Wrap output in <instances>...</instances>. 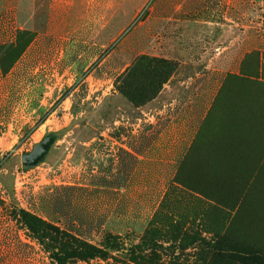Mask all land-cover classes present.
<instances>
[{"label":"rangeland","instance_id":"rangeland-1","mask_svg":"<svg viewBox=\"0 0 264 264\" xmlns=\"http://www.w3.org/2000/svg\"><path fill=\"white\" fill-rule=\"evenodd\" d=\"M16 28L35 37L0 73V264H57L20 209L107 251L65 264H264V0H0V43ZM143 54L176 68L136 106L118 79Z\"/></svg>","mask_w":264,"mask_h":264},{"label":"trees","instance_id":"trees-1","mask_svg":"<svg viewBox=\"0 0 264 264\" xmlns=\"http://www.w3.org/2000/svg\"><path fill=\"white\" fill-rule=\"evenodd\" d=\"M34 37V31L27 28H16L12 40L0 43V73L2 75H5L10 71L13 65L25 52ZM253 55L256 57V66L258 69L260 63L259 53L254 52ZM262 59L264 62V53H262ZM175 68L176 64L172 60L149 57L144 54L140 55L136 57L133 63L118 79L120 82L118 85V91L126 98V100L136 106H140L157 95L162 85L175 71ZM175 180L180 183L176 176ZM19 213L31 231L36 232L41 236L46 232L55 236L53 242H44L45 240L43 242L48 247V250L57 264H65V262L75 257L88 259L94 256L104 257L107 255V251L45 222L23 209H20ZM152 220H155V218L153 217ZM154 236L155 230L149 228L145 230L141 237V241L136 244L135 248L132 250L133 252L138 253L137 256L135 255L131 257L133 262H136L135 257L142 259V256H139V252L149 239L154 241ZM154 243L155 241L150 245L154 246Z\"/></svg>","mask_w":264,"mask_h":264},{"label":"water","instance_id":"water-1","mask_svg":"<svg viewBox=\"0 0 264 264\" xmlns=\"http://www.w3.org/2000/svg\"><path fill=\"white\" fill-rule=\"evenodd\" d=\"M50 143L48 140H42L38 143L32 151L24 153L21 156L22 164L25 166H33L40 162L46 155Z\"/></svg>","mask_w":264,"mask_h":264},{"label":"crops","instance_id":"crops-1","mask_svg":"<svg viewBox=\"0 0 264 264\" xmlns=\"http://www.w3.org/2000/svg\"><path fill=\"white\" fill-rule=\"evenodd\" d=\"M168 139H169V138H167V139L165 140V142H167V141H168Z\"/></svg>","mask_w":264,"mask_h":264}]
</instances>
